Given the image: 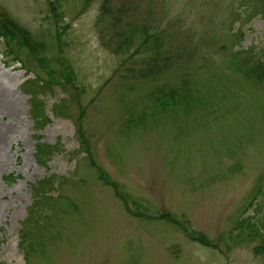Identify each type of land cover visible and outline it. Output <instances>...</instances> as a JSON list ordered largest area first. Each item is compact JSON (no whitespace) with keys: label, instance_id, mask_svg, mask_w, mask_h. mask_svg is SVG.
<instances>
[{"label":"rangeland","instance_id":"374dc122","mask_svg":"<svg viewBox=\"0 0 264 264\" xmlns=\"http://www.w3.org/2000/svg\"><path fill=\"white\" fill-rule=\"evenodd\" d=\"M2 25L29 34L0 32V264H264V0H0Z\"/></svg>","mask_w":264,"mask_h":264},{"label":"trees","instance_id":"16d2710c","mask_svg":"<svg viewBox=\"0 0 264 264\" xmlns=\"http://www.w3.org/2000/svg\"><path fill=\"white\" fill-rule=\"evenodd\" d=\"M5 29H4V28ZM0 32L2 33V35L4 37H6L7 39H10V38H17V39H22V38H25L27 37V35L29 34L23 27L21 26H17V25H13V27H10V28H7L6 26L2 25L1 26V29H0ZM28 33V34H27ZM146 34V33H145ZM154 43H155V40H154V35L152 34H147L144 38V41L140 44H138V48L135 49V53L134 54H138L140 52V50L144 49L145 51H149L150 54H153V47H154ZM31 48L34 50V51H38L40 52L38 49V47L36 48V45H32ZM41 50V49H40ZM41 53V52H40ZM161 56V54H160ZM164 59V58H163ZM18 59H15V61H17ZM165 60V59H164ZM18 62V61H17ZM165 62V61H164ZM158 68V66H157ZM143 76H145L144 73H142ZM154 75V74H152ZM48 83V82H47ZM30 87H32L31 83L28 84V90L27 92L31 94V98H33L35 95H36V92L32 89H30ZM38 152H45V148L42 147V145L40 146L39 148V151ZM17 178L16 177H9L8 180L11 181V180H16ZM53 183V180L50 179L49 180V183ZM194 239H197V240H200L201 242L203 243H206V240L205 239H202V238H196L194 237Z\"/></svg>","mask_w":264,"mask_h":264},{"label":"bare ground","instance_id":"6f19581e","mask_svg":"<svg viewBox=\"0 0 264 264\" xmlns=\"http://www.w3.org/2000/svg\"><path fill=\"white\" fill-rule=\"evenodd\" d=\"M3 90H5V89H3ZM3 90L0 89V101H5L8 98L7 96L4 95Z\"/></svg>","mask_w":264,"mask_h":264}]
</instances>
